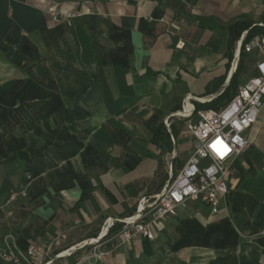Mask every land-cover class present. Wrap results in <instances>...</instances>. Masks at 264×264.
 <instances>
[{"label":"crops","instance_id":"crops-1","mask_svg":"<svg viewBox=\"0 0 264 264\" xmlns=\"http://www.w3.org/2000/svg\"><path fill=\"white\" fill-rule=\"evenodd\" d=\"M243 18L263 26L264 0H0V240L56 254L159 194L193 150L178 112L228 88ZM246 138L218 214L187 203L100 264H264V105Z\"/></svg>","mask_w":264,"mask_h":264},{"label":"built area","instance_id":"built-area-1","mask_svg":"<svg viewBox=\"0 0 264 264\" xmlns=\"http://www.w3.org/2000/svg\"><path fill=\"white\" fill-rule=\"evenodd\" d=\"M51 16L54 22L58 21L56 13L52 12ZM245 36L246 33L237 44V53L244 50L247 54L259 55L257 75L241 86L220 110L197 111L188 103L178 112L180 117L188 120L186 129L193 139V150L179 172L171 171L159 194L151 200L142 199L136 215L131 218L108 219L96 238L81 241L56 254L52 246L31 244L20 248L15 238L7 235L0 240V264H61L62 260L75 255L78 258L71 264H100L117 247L131 245L136 236L154 240L153 227L174 216L187 203L207 204L213 214H218L221 201L229 191L228 181L234 165L249 145L246 133L256 124L264 105V36H256L244 45ZM219 139L231 149L223 158L212 147ZM16 196L13 195L11 200ZM116 224H122V228L112 234Z\"/></svg>","mask_w":264,"mask_h":264},{"label":"trees","instance_id":"trees-1","mask_svg":"<svg viewBox=\"0 0 264 264\" xmlns=\"http://www.w3.org/2000/svg\"><path fill=\"white\" fill-rule=\"evenodd\" d=\"M206 23L210 24L211 21L207 22L201 20L200 21L201 27H206L205 25ZM208 27L213 28L212 25H208ZM226 30L228 31L229 34L228 49L230 51L229 53L230 60L234 59L235 44L237 41L241 39L244 33H246L244 39V45L250 42L256 36H264V25L263 26L255 25L248 18H243L236 22L231 23L226 28ZM248 61L252 63L254 60L250 54H247L244 52V50H242L240 53L237 69L231 78L230 85L217 99L205 105L206 110H220L225 104H227L229 101L232 100L237 89L246 82L244 77L247 76L250 68V63L249 65L247 64ZM158 140H159L158 137L157 138L155 137L154 139L155 143H157ZM121 228H122V224H116V226L111 230V233L113 234L119 231Z\"/></svg>","mask_w":264,"mask_h":264},{"label":"snow or ice","instance_id":"snow-or-ice-1","mask_svg":"<svg viewBox=\"0 0 264 264\" xmlns=\"http://www.w3.org/2000/svg\"><path fill=\"white\" fill-rule=\"evenodd\" d=\"M218 145H223V148L225 150L221 151V150H218ZM213 149L217 151V153L223 158L225 155H227L231 149L229 148V146L222 140V139H219L217 140L213 145H212Z\"/></svg>","mask_w":264,"mask_h":264},{"label":"rangeland","instance_id":"rangeland-1","mask_svg":"<svg viewBox=\"0 0 264 264\" xmlns=\"http://www.w3.org/2000/svg\"><path fill=\"white\" fill-rule=\"evenodd\" d=\"M254 60V59H253ZM249 61L247 62V64L249 65ZM253 70L254 69H252L251 70V68H249V72H248V74H247V78H249L251 75H252V73H253ZM179 117V116H178ZM191 155V150H186V151H183L182 152V154H181V157H180V160L182 161V162H185L188 158H189V156Z\"/></svg>","mask_w":264,"mask_h":264},{"label":"clouds","instance_id":"clouds-1","mask_svg":"<svg viewBox=\"0 0 264 264\" xmlns=\"http://www.w3.org/2000/svg\"><path fill=\"white\" fill-rule=\"evenodd\" d=\"M218 150L223 151V150H225V149L223 148V145H218Z\"/></svg>","mask_w":264,"mask_h":264},{"label":"water","instance_id":"water-1","mask_svg":"<svg viewBox=\"0 0 264 264\" xmlns=\"http://www.w3.org/2000/svg\"><path fill=\"white\" fill-rule=\"evenodd\" d=\"M239 58H240V54H239ZM238 61H239V59H238ZM237 65H238V62H237Z\"/></svg>","mask_w":264,"mask_h":264}]
</instances>
